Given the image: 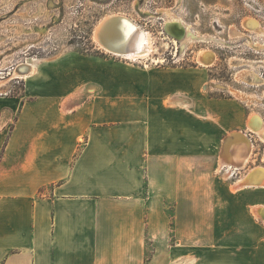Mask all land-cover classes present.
I'll use <instances>...</instances> for the list:
<instances>
[{"label": "crops", "instance_id": "0c3cea01", "mask_svg": "<svg viewBox=\"0 0 264 264\" xmlns=\"http://www.w3.org/2000/svg\"><path fill=\"white\" fill-rule=\"evenodd\" d=\"M123 59L33 61L0 95V264H264V188L216 170L263 145L248 105Z\"/></svg>", "mask_w": 264, "mask_h": 264}, {"label": "rangeland", "instance_id": "374dc122", "mask_svg": "<svg viewBox=\"0 0 264 264\" xmlns=\"http://www.w3.org/2000/svg\"><path fill=\"white\" fill-rule=\"evenodd\" d=\"M111 12L131 16L156 36V51L129 62L197 66L207 80V95L233 96L248 105L251 114L264 116V36L242 25L254 17L264 30V0H0V95L22 93L25 79L10 74L22 61H53L72 51L111 62L125 60L106 51L95 37L99 21ZM204 49L217 55L209 65L198 60ZM262 139V146L255 138L253 143L245 141L253 146L246 168L230 169L220 159L217 172L238 187L236 182L251 166L264 165ZM232 148L236 162L237 144Z\"/></svg>", "mask_w": 264, "mask_h": 264}, {"label": "bare ground", "instance_id": "6f19581e", "mask_svg": "<svg viewBox=\"0 0 264 264\" xmlns=\"http://www.w3.org/2000/svg\"><path fill=\"white\" fill-rule=\"evenodd\" d=\"M175 23L176 21H172ZM171 25V24H170ZM242 25L248 29L257 32L260 35L264 36V30L262 29L261 23L257 18L247 17L243 20ZM114 26L115 30L110 31V28ZM176 26V24L174 25ZM186 29V28H185ZM232 29V28H231ZM186 31V30H185ZM188 32V30H187ZM235 34V33H234ZM191 33H188V38ZM194 36V35H193ZM95 37L99 41L103 47L107 48L106 51L116 54L118 56H122L126 59H138L137 56L141 54H145L143 56H150L151 53L156 51V36L151 30L144 27L141 23H139L136 19L131 16L122 13V12H111L104 16L98 23L95 30ZM187 38V39H188ZM194 38V37H193ZM129 39V48H125L123 46H117L119 42H126ZM184 42V41H183ZM164 46H167L168 43L166 41L162 42ZM186 43V42H185ZM216 53L211 49H204L200 51L198 60L200 64H211L216 60ZM140 58V57H139ZM36 70L35 64L33 61L26 60L19 62L18 65H15L13 70L10 72L11 77H28L32 75ZM262 116V115H261ZM258 113H252L249 117V126L254 130L253 132L257 133L261 136L264 141V119ZM255 133V134H256ZM256 134V135H257ZM257 135V136H258ZM258 136V137H259ZM261 137H259L261 139ZM240 137H235L232 141L233 145L237 144L236 153V162H232L231 165H227L228 167H237L238 165L241 168H246L252 160V149L250 145L246 144L245 140L239 139ZM253 145V144H252ZM251 147V148H250ZM247 148V150H245ZM231 150L234 151L232 148ZM264 152L262 153L263 158ZM263 163V161H261ZM235 163V164H233ZM256 164V163H254ZM253 165V164H252ZM264 170V165H253L251 166L240 178L236 185L238 187L242 186H259L264 188V176H259L261 171ZM259 178V180H256Z\"/></svg>", "mask_w": 264, "mask_h": 264}, {"label": "water", "instance_id": "95a60500", "mask_svg": "<svg viewBox=\"0 0 264 264\" xmlns=\"http://www.w3.org/2000/svg\"><path fill=\"white\" fill-rule=\"evenodd\" d=\"M114 28H115V27L112 26V27L110 28V31H114V30H115ZM122 44H124L125 48H129V47H128L129 44H130V43H129V39H127L126 42H124V43H123V42H122V43L119 42L117 46H119V47H120V46H123ZM262 171L264 172V170H262Z\"/></svg>", "mask_w": 264, "mask_h": 264}, {"label": "built area", "instance_id": "2783aa9c", "mask_svg": "<svg viewBox=\"0 0 264 264\" xmlns=\"http://www.w3.org/2000/svg\"><path fill=\"white\" fill-rule=\"evenodd\" d=\"M237 170L236 169H234V171L232 172V175H235L237 172H236Z\"/></svg>", "mask_w": 264, "mask_h": 264}]
</instances>
